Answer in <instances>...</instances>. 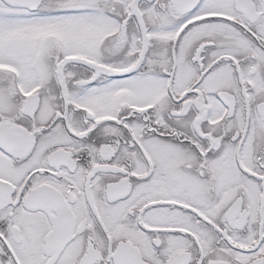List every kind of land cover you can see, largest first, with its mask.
<instances>
[{
	"label": "snow or ice",
	"instance_id": "obj_1",
	"mask_svg": "<svg viewBox=\"0 0 264 264\" xmlns=\"http://www.w3.org/2000/svg\"><path fill=\"white\" fill-rule=\"evenodd\" d=\"M0 264H264V0H0Z\"/></svg>",
	"mask_w": 264,
	"mask_h": 264
}]
</instances>
